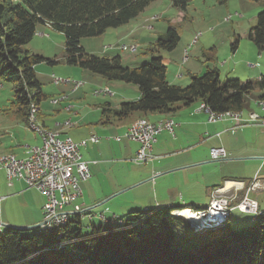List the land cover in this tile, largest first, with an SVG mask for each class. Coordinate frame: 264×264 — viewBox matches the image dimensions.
<instances>
[{
  "label": "trees",
  "instance_id": "obj_1",
  "mask_svg": "<svg viewBox=\"0 0 264 264\" xmlns=\"http://www.w3.org/2000/svg\"><path fill=\"white\" fill-rule=\"evenodd\" d=\"M155 1L0 0V79L13 86L10 110L26 124L30 106L38 107L46 99L35 66L43 61H57L50 62L23 49L38 25H48L63 34L66 64L107 81L138 88L135 101L122 102L116 108L107 103L101 105L106 124L111 119L124 121L133 114L169 115L179 106L194 102H200L212 113L241 112L245 98L254 90L261 92L264 100V74L254 82L228 78L221 81L213 56L205 59L213 65L206 66L202 76L190 74L187 86L169 84L162 59L153 53L175 49L179 36L170 25L145 47L146 53L142 55L150 60L141 66L130 68L122 64L119 56H93L81 47V39L98 37L109 29L127 25ZM168 1L185 12L192 0ZM252 1L264 6V0ZM217 2L225 4L226 0ZM248 39L259 53L264 52V9L257 14ZM237 44L235 39L232 51ZM177 210L183 208L134 211L126 220L117 217L120 224L103 223L98 228L90 225L93 236L85 238L81 236V216H74L57 230L39 229L31 235L7 228L0 233V264H264V211L259 209L262 214L252 220L253 224L238 230L232 228L229 217L224 225L199 233L185 220L172 215Z\"/></svg>",
  "mask_w": 264,
  "mask_h": 264
},
{
  "label": "crops",
  "instance_id": "obj_2",
  "mask_svg": "<svg viewBox=\"0 0 264 264\" xmlns=\"http://www.w3.org/2000/svg\"><path fill=\"white\" fill-rule=\"evenodd\" d=\"M183 13L179 10L178 16L181 17ZM157 20H161V18ZM41 26L45 30L51 31L48 25ZM150 30L152 31L153 28H150ZM135 32L130 31L131 34ZM39 33L43 34V36L39 37L49 38V35L44 34V31H38L37 34ZM160 35L162 34H158L157 38ZM153 42H149V44ZM147 44L144 47L148 46ZM263 53L258 52V56ZM263 58L264 56L258 59L262 68H259L254 74L246 71L245 75L253 77L258 74V78L263 75ZM214 66L216 65L214 64ZM233 72H236L235 68ZM105 87L111 90L110 87L105 85L103 88ZM113 89L115 91L113 92V97L121 95V100L118 99L119 101L111 104L104 97L102 104L107 103L116 108L122 102L135 101L139 97L138 89H129V87L120 84L115 85ZM77 91L74 93H77ZM257 95L255 97L248 95L245 98L242 111L240 112L243 121L247 120L250 114H256L264 119V107L257 105L259 100L264 102V100H261L262 93L259 92ZM248 100L253 103L252 106L251 103L248 104ZM199 105H201L200 102H194L188 106H179L175 112L169 115L148 114L143 117L140 114H133L124 121L111 119V123L108 124L105 123V120H99V125L104 128L101 130L96 129V134L89 133L86 137H77L75 139L70 137L69 129H59L61 127L59 124L51 125L53 129L47 127L44 123H41V126L47 130L59 133L60 137L67 136L78 142L89 138L91 135L100 137L97 133L106 135L105 137L116 138L119 134L124 133L127 127L137 119L154 123L170 118L176 124L173 129V136L163 131L156 137V142L151 152L152 159L142 166L135 165L133 166L134 168L130 166V159L136 153L138 145L124 138L119 141L114 140V138H104L101 140L106 141H99L100 138H98V140L88 143L83 148L89 149V155L84 160L89 164L91 178L81 184L82 199L80 200L82 205L79 204L94 215L92 221L98 220L103 224L104 222L100 215L106 220L112 217L122 219L134 211L152 210L159 207L204 208L208 205L211 191L231 180L247 185L256 179L262 188L252 191L248 196L258 203L261 211H264L257 199L258 196L264 194V127L233 120L210 124L207 122V115L198 111ZM67 106L64 105L62 108L64 111L71 113L72 108L67 110ZM100 107L101 104L96 105L98 112H100ZM10 111L14 114L13 119H9L8 122H1L0 125L12 131L13 134L15 131L17 136L27 132L26 130L28 129L22 117L15 111ZM75 115L78 114L75 113ZM114 126H116V129H113ZM107 127L112 129H107ZM33 134L28 140L16 142L15 144L12 140L4 142L5 138L0 137V154H12L18 159L25 158L26 148L29 145L39 146L41 144L38 135ZM214 147L224 148L227 153L226 159L212 161L209 156V150ZM104 148L108 149L111 158H103L101 150ZM110 161L113 162L111 163ZM99 163L104 167H99ZM111 171L115 172L117 177L112 182L103 183L100 188V196L96 195L95 187L91 184V181L97 175L104 177L111 175L110 179H112ZM241 177H246L247 179L243 180ZM232 192H234L233 189L228 194ZM241 192L242 190L238 191V196ZM244 192L240 196H243ZM116 196L124 197L119 209L110 210L111 207L106 205L97 213L91 211L92 208L99 207ZM88 202L89 206L87 207L84 203ZM44 203L45 198L38 191L27 188L24 182L20 180H13L8 183L5 175L0 173L1 234L9 226L24 227L40 224L43 220L42 207ZM204 203H207V205L204 206ZM117 210L121 211V213L117 214L115 212Z\"/></svg>",
  "mask_w": 264,
  "mask_h": 264
},
{
  "label": "rangeland",
  "instance_id": "obj_3",
  "mask_svg": "<svg viewBox=\"0 0 264 264\" xmlns=\"http://www.w3.org/2000/svg\"><path fill=\"white\" fill-rule=\"evenodd\" d=\"M10 1L19 3L21 0ZM263 9V4L252 0H226L225 4H218L217 0H192L186 7L185 12L179 17V10L174 8L168 0H156L147 6L136 19L131 20L129 24L117 29H109L98 37L83 38L80 40V45L87 54L93 56H119L124 66L132 68L149 62V56L142 55L145 51L144 45L153 42L158 34H163L170 25L179 36L175 49L171 52L160 50L157 53H153L154 56L162 59L166 67V80L169 84L181 87L187 86L190 74L202 76L206 66L213 65L211 64L212 62L205 60L211 59L212 56L215 59L214 64L219 71L221 81L225 80V78H237L243 82L248 79L254 82L258 78V74L248 77L245 73L247 71L254 74L255 71L262 68L258 59H261L264 53L258 56L255 46L248 39V33L255 25L257 14L263 11ZM158 18H161V20H157ZM150 28H153V30L151 31ZM41 30L44 31V34H48L49 38L39 37L37 32ZM36 31L32 40L24 45L23 49L50 62L57 61L55 64L43 61L35 66L37 81L41 86V91L46 95V99L38 104L39 111L36 116L38 124L44 123L51 129H53L51 125L55 123L59 124L61 126L59 129H69L70 137L74 139L86 137L89 133L96 134V129L101 130L104 128L99 125V120H104V117L96 110V105H102L105 98L94 97L93 91L100 90L106 85L111 88L110 91L113 93L115 92L113 88L117 84L129 87V89L138 88L131 84L125 85L122 82L107 81L87 70L66 64L64 61L65 53L63 49L65 37L63 34L52 29L51 31L45 30L41 25L37 26ZM130 31L136 32L131 34ZM235 39L238 40V44L236 50L233 52L232 46ZM131 46L136 47L134 53L121 49L122 47L129 48ZM254 65L256 66L253 67ZM234 68L236 72H233ZM53 77L69 81H83L84 83L86 82V86L79 88L77 93L72 94L71 87L68 85L60 84L59 86H55ZM12 88V84L4 83L0 79V123L13 119L14 114L9 110L10 101L13 99ZM258 93L257 90H254L249 95L250 97H255L258 96ZM62 96L66 97L67 100L65 102H59L56 105L51 104L53 100H59ZM121 98V95L106 97L111 104L121 100ZM247 102L248 104L251 103V106L253 105L250 100ZM64 105L71 107L72 112L68 113L64 111L62 108ZM75 113L78 115H75ZM238 113L240 119L241 114L240 112ZM65 122H69L71 126L69 128L65 127ZM139 122L149 121L139 120ZM110 128L107 127V129ZM113 129H116V126ZM26 131L22 135L17 136L15 131L13 134L12 131L0 125V137L5 138L4 142H9L10 140L14 144L16 142H24V140H28L30 136L34 135L31 131ZM97 134L100 137L94 136L100 138L99 141H106L101 140L104 138H114L105 137L106 135L100 133ZM123 134H119L118 137H121ZM112 142L114 141L112 140ZM31 146L33 145H29V147ZM101 152L103 153V158H111L108 149L104 148ZM80 153L84 160L89 155V149H81ZM110 162L112 163L113 161ZM129 163L134 168L133 166L135 165L131 162ZM99 167L104 166L99 163ZM111 174L112 179H110L111 175L107 177L97 175L91 181V184L95 187L96 195L100 196V188L103 183L112 182L117 177L115 172L111 171ZM241 178L243 180L247 179L246 177ZM213 191H211L210 195ZM237 194L235 197L241 199L242 196L240 197ZM123 199L124 197L122 198V196L121 198L120 196L113 197L105 204L92 208L91 211L97 213V211L106 205L111 207L110 210L119 209L124 201ZM257 199L260 207L264 208V194L258 196ZM89 202L84 203L85 206L88 207ZM79 203L81 204V200L77 202L78 205H80ZM206 205L207 203H204V206ZM115 212L117 214L121 213L119 210ZM256 216L252 219L253 216L251 214H240L237 210H233L230 213L231 226L233 229L238 230L247 225H252V220H255ZM123 218L126 220V217ZM90 225L98 228L101 226V223L98 220L92 221V219L89 220L86 216L83 217L81 219V236L83 238L93 236ZM142 228V230L147 229ZM38 231L39 229H33L24 233L31 235ZM198 232L203 233L204 231Z\"/></svg>",
  "mask_w": 264,
  "mask_h": 264
},
{
  "label": "built area",
  "instance_id": "obj_4",
  "mask_svg": "<svg viewBox=\"0 0 264 264\" xmlns=\"http://www.w3.org/2000/svg\"><path fill=\"white\" fill-rule=\"evenodd\" d=\"M37 35L43 36L40 33ZM121 49L132 53L136 51L135 46L122 47ZM53 83L55 86L60 84L70 86L72 93L85 85L83 81H69L55 77H53ZM112 95L113 93L107 87L93 91L94 97H110ZM64 100L66 97L62 96L59 100H53L51 104L56 105ZM66 109L70 110L71 107L68 106ZM198 110L207 115L208 123H218L217 118H212V111L209 108L201 109V105H199ZM37 114V106L31 105L27 113L26 128L38 135L41 144L28 146L26 157L22 159H18L12 154H0V173L5 175L8 183L20 180L27 188L34 189L44 196L43 220L41 227L38 228L41 231L57 230L65 226L74 216H86L91 220L94 215L77 204L82 197L81 184L91 178L89 164L82 159L80 150L98 138L91 135L87 139L75 142L70 137H60L59 133L39 125ZM234 121L264 127V119L256 114H250L245 121L242 118L234 119ZM175 125L165 121L163 124H150L146 128H139V119H137L127 127L121 137H116L114 140L119 141L124 138L137 143L138 149L130 162L136 166H142L152 159L151 152L156 137L163 131L173 136ZM64 126L69 128L71 125L69 122H65ZM209 156L212 161H221L226 159L227 153L222 147H214L209 150ZM239 185L241 188H236ZM239 185L234 186V194H223L220 188L212 190L208 205L205 208L197 209V213L207 217L210 222L217 221L222 215L230 214L233 210L251 214L252 219L256 214H262L257 202L248 196L249 193L262 188V186L254 179L245 194L241 199H238L235 195L243 189V184ZM100 218L106 224L121 223L116 219L117 217L106 220L100 215Z\"/></svg>",
  "mask_w": 264,
  "mask_h": 264
},
{
  "label": "bare ground",
  "instance_id": "obj_5",
  "mask_svg": "<svg viewBox=\"0 0 264 264\" xmlns=\"http://www.w3.org/2000/svg\"><path fill=\"white\" fill-rule=\"evenodd\" d=\"M258 105L264 107V102L260 101V102H258ZM201 109H208V108L206 106H204L203 104H201ZM198 111H201V110H198ZM212 118H217L218 122H222L224 120H233L234 121V119H239V113L238 112H233V111L232 112L228 111V112H223V113H212ZM165 121L175 124L172 119L166 118L165 120L158 121L156 123L139 122V128H146L150 124H163ZM235 184L239 185L240 183L239 182L238 183L237 182H233L232 180L231 181H226L219 188L221 189L223 194H228V192H229L228 190H230V189L232 190L234 188V186H236ZM249 186L243 185V189L242 190L246 191V189L249 188ZM236 188H241V185L236 186ZM172 215L175 216V217L182 218L192 228H194L196 230H199V231H204L206 229L222 226V225H224L227 222L228 218L230 217V214L222 215L217 221L210 222V221H208L207 217L199 215L197 213V209H183V210H181V212L174 211L172 213ZM256 215L258 216L259 214H256Z\"/></svg>",
  "mask_w": 264,
  "mask_h": 264
},
{
  "label": "water",
  "instance_id": "obj_6",
  "mask_svg": "<svg viewBox=\"0 0 264 264\" xmlns=\"http://www.w3.org/2000/svg\"><path fill=\"white\" fill-rule=\"evenodd\" d=\"M42 223V222H41ZM41 223L40 224H38V225H32V226H24V227H22V226H19V227H17V226H9L8 228L9 229H13V230H16V231H19V232H27V231H30V230H33V229H38V228H40L41 227Z\"/></svg>",
  "mask_w": 264,
  "mask_h": 264
}]
</instances>
